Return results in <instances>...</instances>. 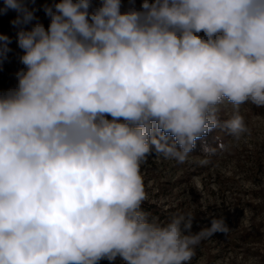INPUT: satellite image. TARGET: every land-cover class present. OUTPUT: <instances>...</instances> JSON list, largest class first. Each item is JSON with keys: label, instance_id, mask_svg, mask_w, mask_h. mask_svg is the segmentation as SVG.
Returning a JSON list of instances; mask_svg holds the SVG:
<instances>
[{"label": "clouds", "instance_id": "clouds-1", "mask_svg": "<svg viewBox=\"0 0 264 264\" xmlns=\"http://www.w3.org/2000/svg\"><path fill=\"white\" fill-rule=\"evenodd\" d=\"M128 3L52 0L46 28L35 0H3L24 67L0 92V264H191L230 230L160 222L141 166L184 163L225 102L232 141L251 136L239 108H264V0Z\"/></svg>", "mask_w": 264, "mask_h": 264}, {"label": "rangeland", "instance_id": "rangeland-1", "mask_svg": "<svg viewBox=\"0 0 264 264\" xmlns=\"http://www.w3.org/2000/svg\"><path fill=\"white\" fill-rule=\"evenodd\" d=\"M46 3L52 0H35L32 6L47 28ZM140 3L136 0L135 6L139 8ZM129 7L128 0H122V10ZM15 16L10 9L0 11V35L9 38L0 41V92L16 86V73L24 67L19 61L23 53L17 45V29L10 23ZM234 114L230 103L220 106L218 116ZM239 114L251 136L238 143L228 137L226 145L232 146L217 157L190 153L184 163H177L153 154L141 166L148 197L143 208L160 222H167L174 213L191 211L195 215L192 231L197 232L209 227L214 217L225 218L228 233L202 241L191 264H264V108L246 103Z\"/></svg>", "mask_w": 264, "mask_h": 264}, {"label": "trees", "instance_id": "trees-1", "mask_svg": "<svg viewBox=\"0 0 264 264\" xmlns=\"http://www.w3.org/2000/svg\"><path fill=\"white\" fill-rule=\"evenodd\" d=\"M218 117L220 120V126L211 131L207 136L203 137L200 140H197L196 148L192 152L193 154L202 155L206 158H215L222 150H224V148H221L220 145H226V140L228 137H230V135L223 124L230 118L223 115ZM243 240L245 242L248 241L247 237H244ZM102 263L106 264L107 261H102Z\"/></svg>", "mask_w": 264, "mask_h": 264}]
</instances>
